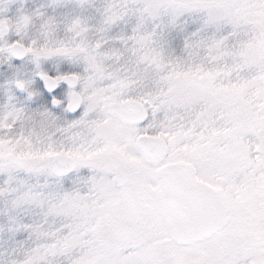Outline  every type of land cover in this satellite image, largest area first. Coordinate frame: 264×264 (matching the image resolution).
Returning a JSON list of instances; mask_svg holds the SVG:
<instances>
[{
  "label": "snow or ice",
  "instance_id": "obj_1",
  "mask_svg": "<svg viewBox=\"0 0 264 264\" xmlns=\"http://www.w3.org/2000/svg\"><path fill=\"white\" fill-rule=\"evenodd\" d=\"M0 264H264V0H0Z\"/></svg>",
  "mask_w": 264,
  "mask_h": 264
}]
</instances>
